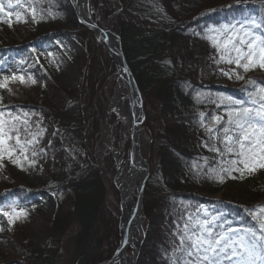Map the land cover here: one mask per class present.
<instances>
[{
  "label": "trees",
  "instance_id": "1",
  "mask_svg": "<svg viewBox=\"0 0 264 264\" xmlns=\"http://www.w3.org/2000/svg\"><path fill=\"white\" fill-rule=\"evenodd\" d=\"M41 1L59 13L78 36L82 72L72 97L75 113L63 129L64 140L70 136L84 158L76 176L65 183H89L96 176L93 145L99 135L106 96L114 86L115 68L99 42L78 25L68 7L63 8L56 0ZM100 9L102 18L119 39L140 93L143 123L150 139V177L142 210L145 219L156 223V227L145 230L135 264H169V253L179 245L173 235L177 225L182 227L189 213L202 208L212 214L222 213L233 227L254 224L249 210L264 206V168L243 177L235 171L231 177L221 172L222 183L210 178V168L219 171L228 166L221 161L233 157L206 150L189 126H165L164 121L196 110L205 114V127L212 115H225L226 105L217 100L219 96L244 99L247 80L262 84L243 69L239 73L245 76L244 80L222 75V71L230 72L236 66L217 64L219 55L203 36L219 23L248 19L264 22V0H101ZM218 82L227 84L216 85ZM219 147L223 149L222 144ZM220 192L226 196L218 201L208 198ZM89 214L80 229L73 264H101L112 257L119 245V214L107 206L104 192L92 202ZM43 257V262L47 261Z\"/></svg>",
  "mask_w": 264,
  "mask_h": 264
},
{
  "label": "rangeland",
  "instance_id": "2",
  "mask_svg": "<svg viewBox=\"0 0 264 264\" xmlns=\"http://www.w3.org/2000/svg\"><path fill=\"white\" fill-rule=\"evenodd\" d=\"M56 1L63 8L68 7L66 9L73 13L76 20L72 9L75 4L71 0ZM100 1L89 0L91 19L102 29H107L109 27L102 18ZM10 2L13 4L12 9L8 8ZM0 4L4 8L0 12V83L5 76L11 77L14 74L24 75L25 78L30 75L36 81L34 84L10 82L8 86L12 89L11 93L2 88L4 91L0 92V111L4 112L6 120L9 119V112L21 117L27 112L31 117L29 132L39 131L37 124L43 129V134L36 138L38 142L29 145V150L25 153L30 160H35V164L29 166L21 157L23 167H20L13 164L7 155L0 160V209L11 213L12 208L9 206L14 205L17 211L23 210L25 213L12 225H9L8 217L0 214V264H73L80 229L90 215L92 202L100 192H104L107 206L118 211L117 230L120 241L121 196L117 182L121 180L116 178V167L129 156L133 125L129 89L119 75L114 56L91 33L104 49L115 68L116 76L112 92L106 96L99 135L93 145L96 176L89 183L84 180L74 186L66 184L65 181L76 176L77 167L81 166L84 158L82 150L76 148L70 136L64 140L63 129L69 117L75 113L76 105L72 97L82 72V55L76 39L78 36L70 25L62 21L59 13L47 8L41 0H0ZM18 14L20 22H17ZM221 25L226 24L219 23L213 27ZM206 32L207 30L204 34ZM203 38L208 40L205 35ZM235 70L239 72L242 69ZM249 76L264 84V70H251ZM142 113L144 117L143 107ZM201 113L203 112L195 110L187 115L170 117L164 121V125L189 126L197 133L201 145L210 151L212 146L219 147L220 142L204 127L205 114L202 124ZM143 122L140 126L139 147L149 179L150 139ZM20 139L31 140L32 136L21 131ZM9 143L14 145L15 140ZM33 148L38 153L35 157L31 155ZM17 155L19 152L14 153V158ZM230 193L234 194V191ZM225 196L220 192L209 197L217 200ZM203 209L205 208L200 209L199 214L202 215ZM142 226L144 232L152 231L156 223L150 224L145 219ZM172 252L168 256L169 264ZM132 254L127 248L128 260L132 258ZM43 256L47 261L43 262Z\"/></svg>",
  "mask_w": 264,
  "mask_h": 264
},
{
  "label": "snow or ice",
  "instance_id": "3",
  "mask_svg": "<svg viewBox=\"0 0 264 264\" xmlns=\"http://www.w3.org/2000/svg\"><path fill=\"white\" fill-rule=\"evenodd\" d=\"M8 8H13L11 2ZM3 11V5L0 4V12ZM32 14L35 18V8L32 9ZM17 22H20L19 14ZM205 38L211 41L219 55V59L215 60L217 64H234L236 69H243L244 73L257 68L264 70V22L248 19L211 27L207 29ZM222 75L229 79L233 76L236 80L245 79V76L235 69L230 72L222 71ZM16 81L20 84L36 83L30 75L25 78L24 75L14 74L11 77L5 76L0 88H5L11 93L12 89L8 85ZM246 84L248 87L245 89L244 99L229 96L217 98L220 103L226 105L225 116L212 115L211 123L205 126L206 130L213 134V138L223 145V149L212 146L209 150L221 157H233L221 161V164H227V167H221L219 171L210 168L207 173L210 178H216L221 183L224 180L221 172L231 177L235 171L243 177L245 174L254 173L257 168H264V84L252 79L247 80ZM199 96L200 94L197 95V102ZM8 115L9 119L6 120L4 112L0 111V160L7 155L13 164L23 167L22 157L23 161H27L31 166L35 164V160H30L25 153L29 150V145L38 142L36 138L43 134V129L37 124L39 131L29 132L31 117L27 112L23 113V117L11 112ZM200 116L203 124L204 113ZM21 131L29 133L32 139L22 141ZM13 139L14 145L9 143ZM17 152L19 155L14 158V153ZM31 155H38L34 148ZM9 207L12 208L11 213L0 209V214L8 217V223L12 225L25 213L23 210L17 211L14 205ZM199 213L200 210H197V213H189L183 226L177 225L173 235L179 240V245L173 247L170 264H264V206L258 210H249L254 224L246 227H233V222L224 218L222 213L212 214L207 209H203L202 215Z\"/></svg>",
  "mask_w": 264,
  "mask_h": 264
},
{
  "label": "bare ground",
  "instance_id": "4",
  "mask_svg": "<svg viewBox=\"0 0 264 264\" xmlns=\"http://www.w3.org/2000/svg\"><path fill=\"white\" fill-rule=\"evenodd\" d=\"M72 3L75 4V9L83 21L89 22V20L93 23H96L91 19V8L89 5V0H71ZM73 4V5H74ZM98 15V12H96ZM106 42L108 47L114 51H118L116 40L110 35L108 31H106ZM114 56V61L118 67V72L120 77L124 78V73L120 65V61L118 57ZM132 86V85H131ZM133 88V87H132ZM4 91L0 88V92ZM137 98V96H136ZM132 117L133 122H139V112L137 107L135 106L132 109ZM135 151L133 158H129L127 160H123L122 162L117 164L116 167V178H118L119 182H117V188L120 192L121 196V212L122 218L120 221V232L121 234H126L130 240H132V247L136 248L141 239V229L143 222L145 220L144 214L140 206H137L135 202V197L137 195L140 183L142 181V177L144 176L143 169L145 167L144 160L140 156V147L139 140L141 129L139 125L135 127ZM128 164L130 167H128ZM131 242V241H130ZM113 264H131V259L128 260L126 255V248L122 247L120 251L116 254L113 259Z\"/></svg>",
  "mask_w": 264,
  "mask_h": 264
},
{
  "label": "water",
  "instance_id": "5",
  "mask_svg": "<svg viewBox=\"0 0 264 264\" xmlns=\"http://www.w3.org/2000/svg\"><path fill=\"white\" fill-rule=\"evenodd\" d=\"M72 9L74 10V14L76 16L78 25L80 27L92 32V34L95 35L102 42V44L104 45L106 50L109 52V54L110 55H115L116 57H118V59L120 61V65H121V68H122L123 73H124V80H125V82H126V84L128 86V89H129V100H130L131 108L133 109L136 106L137 109H138V112H139V122L138 123H135V122L133 123L132 129H131V134H130L129 158L131 159V158H133L134 151H135V143H134V140H135V134H134L135 127H136V125H141L142 124L144 117H143V113H142V102H141L140 94H139V92L137 90V87H136L135 82L133 80L132 74H131V72H130V70H129V68L126 65V62L124 60V56H123V53L121 52L119 40H118L116 35H114L111 31H109L108 28L103 30L102 28H100L96 24L92 23L90 20H89V22L83 21L78 16L74 6H72ZM93 25H95V27H93ZM106 31H108L110 33V35L116 40L117 47H118V51L117 52L112 51L108 47L106 39H105ZM136 96H137V98H136ZM143 172H144V176L142 177V181L140 183V186H139V189H138V192H137V195H136V204H137V206L141 205L142 194H143V190H144V187H145V184H146V181H147L146 167H144ZM121 217H122V212H121ZM143 238H144V233L141 234V239H140V242H139L138 246L136 248H133L132 245H130V243H129L128 236L126 234H123V235L121 234L120 235V245H119L118 249L116 250V252L112 256V258L110 260H108L104 264H113L114 257L116 256V254L120 251V249L122 247L130 248L132 250L133 255H132V258H131V264H134V262H135V260L137 258V253H138V250H139V247H140V244H141Z\"/></svg>",
  "mask_w": 264,
  "mask_h": 264
}]
</instances>
